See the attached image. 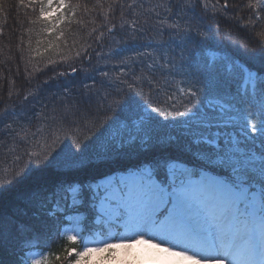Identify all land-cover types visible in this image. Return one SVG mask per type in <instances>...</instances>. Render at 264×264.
Listing matches in <instances>:
<instances>
[{"label":"snow or ice","instance_id":"1","mask_svg":"<svg viewBox=\"0 0 264 264\" xmlns=\"http://www.w3.org/2000/svg\"><path fill=\"white\" fill-rule=\"evenodd\" d=\"M19 5L31 7L33 14L38 12L32 23L42 25L41 32L49 37L38 40V46L60 54L61 26L72 23L80 5L70 0H19ZM197 38L196 48H201L211 37L197 32ZM252 39L254 47L244 49L248 61L229 60L223 70L206 72L202 88L181 90L185 98L179 106L172 96L159 102L164 108L152 106L150 94L148 102L136 99L132 94L143 97V92L133 85L124 99L117 97L106 104L107 112L119 109L128 119L120 123L122 117L115 115L99 133L98 138L107 133L106 144L116 145L112 150L106 148L104 159L157 148L180 155L145 161L120 174L110 173L101 178L102 183L61 181L50 193L34 195L37 214L44 210L56 222V238L67 236L73 245L79 243V248H65L66 255H55L54 260L37 259L44 255L43 248L51 246V239L43 246L31 239L22 240L15 264H264V32ZM187 41L193 43L191 37ZM63 43L67 47V41ZM197 55L195 50L189 53L190 58ZM216 58L213 54V62ZM237 80L240 87L233 93L232 83ZM245 104L257 111L250 112ZM137 113L141 115L134 118ZM10 115L16 113H0L5 119ZM254 117H259L258 123H252ZM61 120L67 122L68 117ZM234 120L240 121L244 140L229 138L224 142L207 134ZM114 126L115 131H110ZM155 126L172 128L178 135L163 141L154 139ZM257 136L260 144L256 148L244 146ZM25 154L36 155L28 150ZM20 159L18 156L17 162ZM85 161L91 163L86 146L69 149L67 154L61 151L43 161L37 156L35 170L78 171L87 166ZM33 170L30 160L21 172L0 177V195ZM59 192L67 193L70 200L62 204ZM80 217L98 225L106 238L85 236V231L92 233L96 228L85 227L83 221L72 229L64 226ZM13 219L0 214V244L6 231L9 238L19 235V225H13ZM35 248L41 250L33 251Z\"/></svg>","mask_w":264,"mask_h":264},{"label":"trees","instance_id":"2","mask_svg":"<svg viewBox=\"0 0 264 264\" xmlns=\"http://www.w3.org/2000/svg\"><path fill=\"white\" fill-rule=\"evenodd\" d=\"M70 3L80 7L72 23L61 26L64 37L59 41L61 48L57 54L53 50L45 52L44 45L37 44L38 40L49 39L47 33L41 32L42 25L32 23L38 12L33 14L31 7H21L19 0H0V113L5 110L16 113L7 119L0 116V177L21 172L29 167L30 160L34 169L0 195V214L6 219L14 218L13 225H19L18 236L9 238L5 233L0 244V264L15 263L22 240L31 239L33 244L43 246L51 239V246L43 248V257L48 254L52 260L55 255H66L65 248H79V243L73 245L65 237L56 238V222L44 210L37 214L32 203L34 195L50 193L61 181L90 184L97 177L122 172L145 161L180 155L157 148L140 155L94 159L92 151H96L103 128L115 115L122 120L128 118L119 109L107 112L106 104L117 97L124 99L129 85L142 90L143 97L132 94L136 99L148 102L150 94L152 106L165 107L159 102L168 96L181 101L185 98L181 90L203 87L206 72L223 70L229 60L248 61L244 49L254 47L252 38L264 32V0H70ZM197 32L211 37L201 48H196ZM188 37L193 43H188ZM152 44L175 54V58L186 51L184 56H188L189 63L180 71L182 75L143 60L142 50ZM178 46L181 49H173ZM193 50L199 55L190 58ZM208 51L220 53L227 60L209 62ZM239 85L238 80L232 83L233 93ZM62 116L68 117L67 122L61 120ZM9 124L19 136H11V130L7 132ZM25 130L31 132L28 138L34 140L35 149L26 148L22 139ZM85 146L91 163L85 161L87 166L78 171L35 170L37 156L43 161L61 151L67 154L69 149L76 151ZM26 150L36 155L29 157ZM18 156L22 157L19 162ZM59 197L64 198L62 204L70 200L65 192H59ZM84 224L87 228L94 227L91 221Z\"/></svg>","mask_w":264,"mask_h":264},{"label":"rangeland","instance_id":"3","mask_svg":"<svg viewBox=\"0 0 264 264\" xmlns=\"http://www.w3.org/2000/svg\"><path fill=\"white\" fill-rule=\"evenodd\" d=\"M180 40H181V38L178 41H180ZM181 46L173 47V49L174 48L181 49ZM142 51H144L143 60L147 64H153V65H155V67H160L161 69L176 71L175 72L176 74L178 71L180 73V75H182V72H180V71L189 63L188 56H184L186 54V51H182L183 55H181L179 58H175V54L169 53L167 50L163 49L159 45H153V44L148 45L146 47V49H144ZM213 54H216V57H217L216 60H219V59H221V57H224L220 53L208 51V52H206V57H207L209 62H213V59H212ZM172 67H174L175 70ZM175 101H177V105L179 106L180 101L179 100H175ZM161 108H164V107H161ZM244 108L249 110L252 113L256 112L255 109H253L249 106L245 105ZM165 110H171V109H165ZM140 115H141L140 113H137L134 118H139ZM211 115L215 116V113H212ZM127 119L121 120L120 123L127 122ZM160 119L162 120L163 118H160ZM258 122H259V117H254L252 120V123H258ZM239 124H240L239 120H234L233 123H230L227 126H225L222 123L218 129H211L207 134H209V135L215 134L224 142H227V140L229 138H232L234 140L237 138H239L240 140H244L243 130L240 128ZM117 126H119V125H117ZM6 130H7V132H9V130H11L12 132H10V135L13 137L20 135V134H18L19 132H17V133L15 132V128L13 127V125H11L10 129H6ZM26 131L27 130H25V134H22V139L26 142V143L24 142L26 144L25 146H26V148L28 146V148H30V149H35L37 146L33 143L34 140H31L32 138L31 139L28 138V135L31 132H29V131L26 132ZM110 131L114 132L115 126L112 129H110ZM13 132H14V135H13ZM176 135H178L177 130H174L172 128L163 127V126H155L154 132H153V138L155 139L156 137H159L162 141L167 139L168 137L176 136ZM106 137H107V133L105 134V137L99 138V141L97 142V146L94 148L96 151H92V152H94V155L91 154L92 157L94 156L93 157L94 159H96L98 157H102L103 152L106 150V148L109 150H112L116 147V145H114V144H106ZM259 144H260V137L257 136V138L254 142L250 138L247 141H245L244 146L256 148ZM21 145H23V144H21ZM21 148H23V146H21ZM257 150H259V149H257ZM12 155H13V153H12ZM117 174H120V173H117ZM98 182L102 183L103 181H101V179H100V180H98ZM80 221H83V223H84V218L80 217L79 221L74 219L71 222H65L64 226L69 228V229H72V228L77 227V224L80 223ZM94 227L96 228V231H94L92 233L85 231L83 234L85 236L91 235V237L94 239H101V240L105 239L106 233L101 231L98 225L94 226ZM65 238H67V236H65ZM33 251H37V250L33 249ZM45 257L49 258L48 254H46ZM36 258L37 259H44L43 256H37ZM12 264H15V263H12Z\"/></svg>","mask_w":264,"mask_h":264}]
</instances>
